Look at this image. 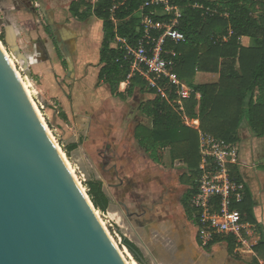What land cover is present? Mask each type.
I'll use <instances>...</instances> for the list:
<instances>
[{"label": "trees", "instance_id": "1", "mask_svg": "<svg viewBox=\"0 0 264 264\" xmlns=\"http://www.w3.org/2000/svg\"><path fill=\"white\" fill-rule=\"evenodd\" d=\"M34 0H16L31 6ZM145 0H77L72 2L70 11L82 21L97 18L103 23V42L100 50V70L98 82L107 85L114 98L126 100L138 90L143 95H151L150 100L139 104V112L149 120V124L136 128L135 139L139 146L158 165L168 158L171 164L181 162L186 173L181 182L190 186L185 194L183 206L189 221L194 220V209L190 200L197 191L200 166L204 160L200 155V134L187 126L183 114L199 121V129L205 135L237 144L240 131L247 127L251 134L264 139V2L259 0H171L182 11L177 27L186 42L175 46L170 41L166 49H174L180 54L177 73L186 81L200 99L193 95L183 101L180 108L168 103L156 89H151L143 79L135 74L129 80L131 61L127 58L126 45L135 46L143 36L138 12ZM202 7L198 8L196 6ZM84 8L82 11L81 9ZM208 10L215 12H208ZM156 8L146 9L156 22L165 18L155 15ZM0 22H2L0 20ZM51 23V22H50ZM4 31L0 40L7 48L16 45L13 27L3 22ZM73 38V35L70 34ZM252 41L251 46L242 44V39ZM123 41H126L124 45ZM26 67V62H25ZM203 76L204 82L197 83ZM206 75L208 82H205ZM128 87L121 92V85ZM66 119V117H64ZM80 143L66 146L67 155L79 148ZM235 177L243 182L237 167ZM88 195L94 207L105 213L109 201L102 183L94 180L86 182ZM245 223L255 227L263 235L254 214V202L247 188L243 204L237 206ZM225 242L228 253L238 257V247L232 238L218 239L212 247ZM123 247L139 256L138 248L123 240ZM255 257L251 264H264V237L252 247ZM140 254V253H139Z\"/></svg>", "mask_w": 264, "mask_h": 264}, {"label": "rangeland", "instance_id": "2", "mask_svg": "<svg viewBox=\"0 0 264 264\" xmlns=\"http://www.w3.org/2000/svg\"><path fill=\"white\" fill-rule=\"evenodd\" d=\"M74 1L77 0H34L32 7L39 16L34 18L27 14L25 15L28 17L19 15L12 0H0V20L2 21L0 22V35L4 31L3 22L16 25L20 32V38L16 43L21 53L29 58L30 66L24 68L23 63L15 58L1 40L0 44L13 61V69L25 84L29 97L37 108L51 138L62 152L69 168L72 169L76 181L88 195L86 182L95 181L99 170L102 169L100 153H104L107 144L125 148L126 144L123 142L125 134L130 132L133 137L138 125L149 124V120L139 112L138 106L140 103L150 100L152 96L143 95L137 90L133 97L126 100L114 98L109 87L98 82L100 50L104 36L103 23L97 18L85 22L78 20L70 11ZM259 1L264 2V0ZM92 3H95V0H92ZM38 20L43 23L44 27L45 25L52 28L57 26L59 29L66 27V30L64 29L67 33L64 36L66 38L62 39L61 42L68 40L67 44L58 41L57 35L54 33L48 35L43 31L34 33L30 30L31 34L28 36L23 29L25 26L21 28L22 25L36 27ZM71 33L73 38L69 37ZM44 39H47V44L42 42ZM243 39V45H252L250 39L249 41ZM35 40L40 42L38 50L32 45V41ZM53 41L55 45H53ZM41 44L46 49L45 47L43 49ZM72 45H75L74 49L77 50L75 54H73ZM54 46L60 49L59 54L55 52ZM41 54L44 55L42 59H40ZM63 63L64 67L62 66ZM66 65H69V69ZM207 79L208 76L206 75L205 82H208L209 79ZM196 81L197 83L204 82L203 76L200 75ZM127 87L120 88V91L124 92ZM244 128L247 129V127ZM244 128L241 129V133H244ZM247 131L249 134L246 133L247 136L242 134L237 143L240 165L238 169H242L241 173L245 177H250L251 180L254 179V176H250V173L254 174L255 180L263 192L264 139H258L248 129ZM132 137L129 139V150L132 155L140 158L142 151ZM74 143H80L79 148L73 151L69 157L65 147ZM118 163L116 162V164ZM121 165L125 166L119 163V166ZM139 165L140 173L144 172V168L148 169L149 178H154L159 174L158 172H161V179L165 180L170 189L173 188L171 192L177 191L170 195L168 198L170 201L174 197L178 201L190 188L189 185L181 182L182 175L186 173V166L181 162L171 164L168 154L163 167H154L150 162L148 165L140 163ZM243 180L245 182V178ZM251 182L247 180L249 187L255 188V185L251 186ZM119 194L128 195H124L123 192H119ZM172 209L173 211L170 210L174 216L172 214L170 216L175 221L178 219L179 225L176 227L173 224L176 234L165 238L153 236L149 232L148 227L152 223H150L152 218L149 219L148 224L140 225L125 214V220L130 221L127 226L122 223L123 220L119 216H113L112 213H109V219H107L103 217L101 211L96 208L95 211L100 222L105 224V230L113 239V244L121 257L129 264H142V262L138 256L135 258L133 252L123 247L121 239L122 241L127 239L140 249L142 251V255H140L144 257L146 264H196L201 258L203 261L206 259L217 260V264H242V258L229 255L225 242L219 243L210 251L205 250V252L196 241L197 229L193 222L188 221L189 219L182 208L177 209L175 207ZM130 226L135 227L138 231L137 235L140 238L137 242L129 234L131 232L128 231ZM159 229L162 232L169 230L166 225L160 226ZM254 237L255 235L253 237L246 236L250 243L254 242ZM195 246L200 250H196ZM244 259L247 260V258ZM214 262L216 261H212V264Z\"/></svg>", "mask_w": 264, "mask_h": 264}, {"label": "water", "instance_id": "3", "mask_svg": "<svg viewBox=\"0 0 264 264\" xmlns=\"http://www.w3.org/2000/svg\"><path fill=\"white\" fill-rule=\"evenodd\" d=\"M0 264H125L1 47Z\"/></svg>", "mask_w": 264, "mask_h": 264}, {"label": "built area", "instance_id": "4", "mask_svg": "<svg viewBox=\"0 0 264 264\" xmlns=\"http://www.w3.org/2000/svg\"><path fill=\"white\" fill-rule=\"evenodd\" d=\"M151 8H156V16L165 18L163 22H156L145 13L146 9ZM137 14L143 29L142 38L135 46L126 45V41H123L132 67L128 79L139 75L149 88L156 89L162 98L178 106L182 112L183 101L191 99L193 95L197 99L201 97L177 73L180 54L173 48L166 49L169 41L175 46L186 42L185 35L177 28L182 11L171 0H145ZM125 86H128V82L122 84L121 88ZM182 116L187 126L199 132L200 155L204 160L200 166L197 191L190 200L198 242L203 249L218 239L229 237L238 247L246 244V236L253 237L256 231L253 225L244 222L237 208L243 204L247 190L246 183L238 181L233 171L234 167L240 166L239 148L237 144L205 135L199 129L198 120L189 119L184 114ZM120 241L123 242L122 239Z\"/></svg>", "mask_w": 264, "mask_h": 264}, {"label": "flooded vegetation", "instance_id": "5", "mask_svg": "<svg viewBox=\"0 0 264 264\" xmlns=\"http://www.w3.org/2000/svg\"><path fill=\"white\" fill-rule=\"evenodd\" d=\"M17 6H18L21 13L31 15L34 18L39 17L37 15V11L32 7L33 5L29 6V4H28V6H27V4L22 2V3H17ZM23 29L25 32H27L28 36H30L31 31L34 33L43 31L44 33L46 32L48 35L54 33L57 35L58 41H60L61 39H65L66 37H64V36H66V34H67L64 31V29H59L57 26L52 28V27H49V25H45V27H44L43 23H40L39 20L37 22L36 27L35 26H32L30 28L24 27ZM52 29H53V31L51 32ZM67 41L68 40H65L63 43L67 44ZM42 42L47 44V39L46 40L44 39ZM32 43H33L32 45L36 48V50H38L40 42L35 40V41H32ZM53 45H55L54 41H53ZM41 46H43V45L41 44ZM44 47L45 46H43V49H44ZM45 49H46V47H45ZM55 52H57V54H59L60 49L58 47H55ZM43 56L44 55L41 54L40 59L44 58ZM25 62H26V66H30L31 63H30V60L27 56H26ZM62 66L64 67V63L62 64ZM67 68L69 69V65L67 66ZM140 125H143V124H140ZM135 133H136V129L134 131L133 137L130 134V132L125 134V137L123 138V142H125V144H126L125 149H129V145H130L129 139H130V137H132L134 139L135 143L138 145V147L142 151V154H140L141 164L142 165L143 164L148 165L147 157L149 158V156L139 146L138 142L135 139ZM105 148L107 150L112 151L113 149H118L119 147H117V146L114 147V145H108L107 144ZM100 155H101L100 158L102 157V158L106 159V163L108 164L107 166L109 167L108 169H110L112 172H114L116 174V184L113 185L114 189L118 190L120 192H123L124 195H127V193H128L130 196V208L124 202H121V204L119 205V207L122 209L124 214H126V216L128 215V217L130 219L136 220L135 222L139 223L140 225L148 224L150 218H152V219H150V223L153 222L154 220H157V223L159 225H161V227L165 226V224L167 225L170 221L172 222V224L176 225V227L179 225L178 219H176V221H175L173 219V217H171V219L169 221L168 216L170 214H172L171 213L173 211L172 208H175V207H177V209L182 208V211L184 212V214H186L184 206H183L185 194L178 201L175 200V197L171 201L168 200L170 195L175 194L177 191H174L173 193L171 192L173 190V188L171 187V189H170L169 185L166 184L165 180L161 179V177H162L161 172H158L159 174L156 175V177L149 178V173H148L147 168H144V170H143L144 172H142V173L137 172L136 170H134L132 168L130 170V174H127L125 172L124 166H122V165L119 166L116 163L111 165V163L113 162V159H111L110 157H107L106 153H100ZM158 166L163 167V165H158ZM95 181L102 183V188H103V182H101L98 179H96ZM179 181H180V178H179ZM103 190H104V188H103ZM170 203L172 205V208H171ZM109 207H110V204H108V209H109ZM157 211H159L161 214L156 216ZM168 228H171V226H169ZM160 237L165 238V236L163 234H161ZM138 251L142 255V251L140 249H138ZM139 253H138V255H140Z\"/></svg>", "mask_w": 264, "mask_h": 264}, {"label": "crops", "instance_id": "6", "mask_svg": "<svg viewBox=\"0 0 264 264\" xmlns=\"http://www.w3.org/2000/svg\"><path fill=\"white\" fill-rule=\"evenodd\" d=\"M12 2H13L14 6H15V9H16V11H17V13L19 15H22L24 17H28L24 13H21L20 12V10H19V8H18V6L16 4V0H12ZM93 18H91V19H93ZM11 26L14 29L15 38H16V41L18 42V39L20 38L19 29H17V27H16L15 24H11ZM23 26H25V28H30V25L28 27L26 25H22L21 28ZM63 29L66 30V27L63 28ZM69 37H71V35H69ZM243 40H248L249 41L248 38H244ZM61 41H62V39L60 40V42ZM61 43H63V42H61ZM71 48H73V50H74L73 51V54H75V52H77V50L74 49L75 48V45H72ZM88 92H90V91L88 90ZM247 129L244 128V130H243L244 133L243 132L241 133V131H240V136L242 134L246 135V133L249 134L248 131H247ZM114 147H116V146H114ZM106 150L107 149L105 148L104 153H106L107 157H110L111 159H113L114 164L116 162H119L120 164L125 165L124 167H125V170H126V173L127 174H130V170L132 168L134 170H136L137 172H139V166H140L139 163L141 164L140 158H137L136 156L132 155V153H131V151L129 149H126L125 150L124 147H120L118 149H113L112 151H110V150H107L106 151ZM147 159H148V163L150 162L152 166H154V167H157L158 166L152 160H150L148 157H147ZM100 160L102 161V165H101L102 169L99 170L97 179L100 180L101 182H103V188H104L103 191H104L105 195L110 196L112 198V200H113V204L110 205V207L108 209L109 210L108 212L109 213H112L113 216H119V217H121V219L123 220L122 223H125L128 226L130 221L129 220H125V218H126L125 217V214L122 211V209L119 207V205L121 204V202H124V203H126L128 205V207H130V196H129L128 193H127L128 194L127 196H122V195L119 194L120 191L114 189V186L113 185L116 184V174L114 172H112L110 169H108L109 167L107 166L108 164L106 163V159L105 158H102L101 157ZM121 160H122V162H121ZM113 162L111 164H113ZM119 163H118V165H119ZM262 168L264 169V167H262ZM241 170L242 169H239L240 173H241ZM241 175L243 176V178H245V182H246L247 188L250 190V192L252 194V198H253V202H254V214H255V217H256V220H257L259 226H261V229L263 230L262 231L263 232V235L261 233H259V232H256L257 234H255V237H254L255 240H254L253 243H250V241L248 240V242L246 244L240 245L235 250V254L239 258H242L241 259L242 260V262H241L242 264H251L252 261H253V259H254V257H255V254L253 253L252 247L254 245H256L260 241V239L262 237H264V191L261 192V188L259 187L257 181L255 180L256 179V176L254 174H251L250 173V176H254L253 177L254 179H252V180H251L250 177L249 178L247 176L245 177V175H243L242 173H241ZM247 180L252 181L251 182V186H254L255 185V188L254 187H251L250 188L249 185H248V183H247ZM159 214H161V213L159 211H157L156 216L159 215ZM170 219H171V216L169 215L168 216V220L170 221ZM184 225H185V223H184ZM160 226L161 225H159L157 223V220H154L151 224H149V227H148L149 232L153 236H161V234H163V232H165V231H163V232L160 231V229H159ZM169 226H171V228H168ZM130 227H131V229H130ZM130 227H129V230L128 231H131V232L129 234L131 235V237L133 238V240H136V242H137V240H139V238H140L137 235V232L138 231H137V229L135 227H133V226H130ZM166 227L169 230L167 232H165V234H163L165 237H167V236L170 237L171 235L176 234V229H174V225L172 224L171 221L166 225ZM196 241L198 242L197 235H196ZM198 244H199V242H198ZM143 246H144V244H143ZM199 246H200V244H199ZM195 249L196 250H200L197 246H195ZM244 258H247V260H245ZM198 261L199 262L198 263L196 262V264H203V263H205V264H212V261H216L213 264H217L218 263L217 260H213V259L212 260L211 259H206V261H203L202 258H201ZM261 264H263V263L261 262Z\"/></svg>", "mask_w": 264, "mask_h": 264}, {"label": "bare ground", "instance_id": "7", "mask_svg": "<svg viewBox=\"0 0 264 264\" xmlns=\"http://www.w3.org/2000/svg\"><path fill=\"white\" fill-rule=\"evenodd\" d=\"M0 47H1V49H2V51H3V54L5 55V57L7 58V60H8V62H9V64L11 65V67L13 68L14 66V64H13V61L10 59V57H9V55H8V53L6 52V50L4 49V47L0 44ZM14 70V69H13ZM15 71V70H14ZM16 73V75H17V77H18V79H19V81H20V83H21V85L23 86V88H24V90H25V92L27 93V95H28V97H29V93L27 92V88H26V86H25V84L22 82V80L20 79V77H19V75L17 74V72H15ZM30 98V97H29ZM30 100H31V98H30ZM31 102H32V100H31ZM33 103V102H32ZM33 106L35 107V105H34V103H33ZM35 109H36V111H37V108L35 107ZM37 113H38V115H39V112L37 111ZM40 116V115H39ZM40 118H41V116H40ZM41 120H42V118H41ZM43 121V120H42ZM48 130V129H47ZM60 150V149H59ZM61 154H62V152H61ZM62 156H63V154H62ZM63 158H64V160H65V157L63 156ZM65 162H66V164H67V166H68V168H69V165H68V162L65 160ZM69 170H70V172L72 173V175H73V177L76 179V177L74 176V174H73V171H72V169H70L69 168ZM77 183L79 184V182L77 181ZM80 185V184H79ZM81 187V186H80ZM82 188V187H81ZM83 189V188H82ZM95 214H96V216L98 217V219H99V221H100V218H99V216H98V214H97V212L95 211ZM101 223V225L104 227V229H106L105 228V224H103V222H100ZM111 239V238H110ZM113 239H111V241H112ZM113 242V241H112ZM123 261H124V263L125 264H129L128 262H126L124 259H123Z\"/></svg>", "mask_w": 264, "mask_h": 264}]
</instances>
